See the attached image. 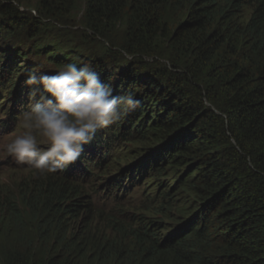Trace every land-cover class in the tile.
Returning a JSON list of instances; mask_svg holds the SVG:
<instances>
[{"label": "trees", "instance_id": "1", "mask_svg": "<svg viewBox=\"0 0 264 264\" xmlns=\"http://www.w3.org/2000/svg\"><path fill=\"white\" fill-rule=\"evenodd\" d=\"M2 1L0 116L12 120L11 113L27 110L22 48L41 38L47 21L70 23L81 1L83 29L109 41L108 53L122 60L105 53L79 64L140 106L98 132L72 170L34 174L2 194L0 234L9 250L0 251V262L13 264V250L19 264H264V0H39L36 17L17 0ZM108 134L145 146L136 168L164 175L171 168L177 180L189 179L176 185L188 216L167 227L163 215L174 211L164 205L163 219L96 206L99 184L89 179L103 178L110 196L126 191L125 176L103 172L118 157L103 139ZM88 217L107 220L118 239L94 235L92 224L79 232L75 224ZM6 222L21 229L13 240Z\"/></svg>", "mask_w": 264, "mask_h": 264}, {"label": "rangeland", "instance_id": "2", "mask_svg": "<svg viewBox=\"0 0 264 264\" xmlns=\"http://www.w3.org/2000/svg\"><path fill=\"white\" fill-rule=\"evenodd\" d=\"M38 2L39 0H17L15 4L21 11L29 12L36 17L38 15L35 7ZM2 5L3 1L0 0V26L2 22H6V17L1 13ZM84 9V2H79L77 4V9L73 12L70 23L54 25L55 23L47 21V30L51 28L49 31L46 30L41 38L30 44L29 47L22 48V46H20L24 52L17 58V63L21 70L19 74H27V72L39 68L42 70L40 74L49 73L53 75L55 74L54 70L63 64L73 61L79 64L80 61H83L86 58L102 56L105 55V53L107 55L109 54L107 56L109 59L121 61L122 56H120V54L114 52L108 53L107 48L111 47V43L109 41L102 39V37H96L94 39L91 37L89 32L83 29L82 23ZM243 11L242 15H244L245 21H248L252 10L250 7H247ZM175 15L176 14H174V16ZM51 26H54L55 28H52ZM123 32L124 27L121 29L119 28V30L115 33L116 38L122 39ZM47 52L51 53L55 59H50L51 56H48ZM123 59L132 60L131 57L126 55H123ZM145 60L153 62L154 59L146 58ZM161 60L164 61L163 59ZM2 102L3 101L0 102L1 105H3ZM123 119L127 121L126 117ZM6 121L7 126L4 128L2 133H0V138L7 137L10 139L14 129L12 125L14 124L8 120ZM2 125L3 124L0 123V130ZM103 139L105 141H110L112 155L118 156L114 161L108 162V165L103 172H105V176L107 178L125 176L123 185L126 188V191L124 194L118 192L116 197L110 196V189L104 186L105 180H103V178L89 179L87 181L88 183L95 182L96 184H99V199L98 203L96 202V206L101 208V211L109 213L117 210L118 208L122 211V208H124L128 211H132L133 214L137 213L139 215H146L148 219H163L162 216L158 215V210L160 205H164L165 208H172L174 211V213H169L167 216L163 215L165 218L163 220L165 221L167 227H171L175 221L180 222V220L186 217L188 201L185 197L181 198L180 191L179 193L177 191V186L178 188L183 187L187 185L189 181V179L184 177V174L183 179L179 181L176 178L175 170L171 168H168L169 172H167V174H170L171 176L138 169L135 166L136 163L141 157L144 158L145 154H147V152L143 150L145 149L144 145L138 143L136 139L133 140L134 142L120 141L117 143V141H115L110 134L104 136ZM5 142H7V140ZM88 156L90 157V155ZM34 174V170H30L27 165L18 164L12 157L4 154L3 150L0 149V197H2V194H5L6 192L11 193L16 191L19 185L33 180ZM126 175H130V178ZM47 176L49 177L52 175L49 174ZM166 194L168 195V199H165ZM109 196L110 198L105 201V198ZM109 203H111V205L107 207ZM89 222H91V218L89 217L87 221L79 220L75 224L77 225V230L80 232L81 228H86L92 224L94 235L101 232L105 233V236L108 239H118V236L107 228L109 225L107 220L101 218L99 219V222L95 219L90 224ZM6 223L9 224L5 227H9L10 233L4 234L8 238L12 237L11 240H13L14 236L18 234L21 229L17 225L10 222ZM4 239L3 234H0V251H2V255L4 250H9V245L6 246L3 242ZM131 241L132 240L129 238L124 240L126 248L132 249L130 244ZM16 250L18 251L19 248ZM8 253L12 255V263L19 264L17 261L18 259H16L17 257L15 251L12 250V252ZM0 264L2 263L0 262Z\"/></svg>", "mask_w": 264, "mask_h": 264}, {"label": "clouds", "instance_id": "3", "mask_svg": "<svg viewBox=\"0 0 264 264\" xmlns=\"http://www.w3.org/2000/svg\"><path fill=\"white\" fill-rule=\"evenodd\" d=\"M41 71L27 73V110L17 118L18 131L10 139L0 138V149L35 174L47 176L78 166L85 145L135 111L140 101L131 93L116 95L83 62L63 64L53 75Z\"/></svg>", "mask_w": 264, "mask_h": 264}]
</instances>
